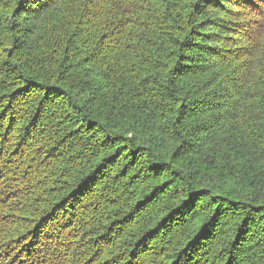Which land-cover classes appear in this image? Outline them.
I'll return each mask as SVG.
<instances>
[{
    "label": "trees",
    "instance_id": "trees-1",
    "mask_svg": "<svg viewBox=\"0 0 264 264\" xmlns=\"http://www.w3.org/2000/svg\"><path fill=\"white\" fill-rule=\"evenodd\" d=\"M0 264H264V0H0Z\"/></svg>",
    "mask_w": 264,
    "mask_h": 264
}]
</instances>
